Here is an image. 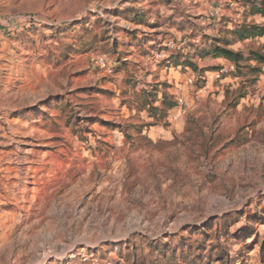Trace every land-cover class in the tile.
Returning a JSON list of instances; mask_svg holds the SVG:
<instances>
[{"label":"rangeland","instance_id":"1","mask_svg":"<svg viewBox=\"0 0 264 264\" xmlns=\"http://www.w3.org/2000/svg\"><path fill=\"white\" fill-rule=\"evenodd\" d=\"M261 1L0 0V264H264Z\"/></svg>","mask_w":264,"mask_h":264},{"label":"trees","instance_id":"2","mask_svg":"<svg viewBox=\"0 0 264 264\" xmlns=\"http://www.w3.org/2000/svg\"><path fill=\"white\" fill-rule=\"evenodd\" d=\"M254 11L264 16V0H262L260 4L254 5ZM233 33L238 39H246L251 36H264V26L244 25L235 29ZM209 52L216 56L226 57L235 64H239L240 59L243 58L241 52L233 51L221 45H214L209 49ZM253 55L259 62L264 64V53L254 52Z\"/></svg>","mask_w":264,"mask_h":264},{"label":"crops","instance_id":"3","mask_svg":"<svg viewBox=\"0 0 264 264\" xmlns=\"http://www.w3.org/2000/svg\"><path fill=\"white\" fill-rule=\"evenodd\" d=\"M9 30L10 29L6 26L5 22L0 21V92L4 91L8 86V84L7 86L5 84V78L6 76L11 77L10 72L13 68L11 59L12 43L9 39V37L11 36V34H9ZM9 82L10 81H8V83ZM3 85H5L6 87L4 88Z\"/></svg>","mask_w":264,"mask_h":264},{"label":"built area","instance_id":"4","mask_svg":"<svg viewBox=\"0 0 264 264\" xmlns=\"http://www.w3.org/2000/svg\"><path fill=\"white\" fill-rule=\"evenodd\" d=\"M97 63L105 69H110L105 58H99L97 60ZM233 69H234V65H223L220 69L217 70V73H216L217 79H221L224 75L231 72ZM189 81L192 82V79H190ZM203 90L204 88L201 87L200 91H203Z\"/></svg>","mask_w":264,"mask_h":264}]
</instances>
